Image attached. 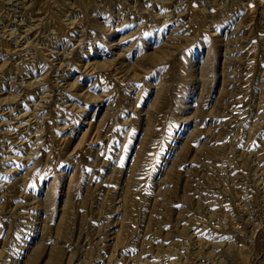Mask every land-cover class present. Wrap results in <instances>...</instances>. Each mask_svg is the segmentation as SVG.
<instances>
[{
  "label": "rangeland",
  "instance_id": "1",
  "mask_svg": "<svg viewBox=\"0 0 264 264\" xmlns=\"http://www.w3.org/2000/svg\"><path fill=\"white\" fill-rule=\"evenodd\" d=\"M0 264H264V0H0Z\"/></svg>",
  "mask_w": 264,
  "mask_h": 264
},
{
  "label": "bare ground",
  "instance_id": "2",
  "mask_svg": "<svg viewBox=\"0 0 264 264\" xmlns=\"http://www.w3.org/2000/svg\"><path fill=\"white\" fill-rule=\"evenodd\" d=\"M253 229L254 228H251V226H250V230H249V232H248V235H249V233L251 234V233H253ZM255 232V231H254ZM254 234V233H253ZM253 234H251V235H253ZM251 235H249V237H248V239L249 240H251L252 239V236ZM215 244V243H214ZM232 244V243H231ZM213 245V244H212ZM217 245V244H216ZM233 245V244H232ZM233 250V249H232ZM223 258V257H222Z\"/></svg>",
  "mask_w": 264,
  "mask_h": 264
}]
</instances>
